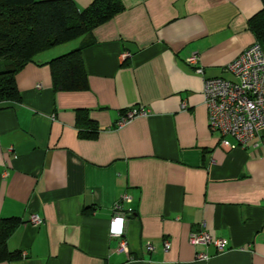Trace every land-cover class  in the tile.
I'll list each match as a JSON object with an SVG mask.
<instances>
[{
    "label": "crops",
    "instance_id": "1",
    "mask_svg": "<svg viewBox=\"0 0 264 264\" xmlns=\"http://www.w3.org/2000/svg\"><path fill=\"white\" fill-rule=\"evenodd\" d=\"M121 2L93 39L39 54L16 77L21 100L1 105L0 231L21 223L7 241L20 258L0 264H264V131L222 146L205 103V79L235 80L226 67L256 42L262 0ZM84 45L88 89L56 90L49 62ZM132 108L149 114L118 129ZM89 121L95 139L79 134ZM117 213L129 254L110 232ZM201 230L225 251L191 245Z\"/></svg>",
    "mask_w": 264,
    "mask_h": 264
},
{
    "label": "trees",
    "instance_id": "2",
    "mask_svg": "<svg viewBox=\"0 0 264 264\" xmlns=\"http://www.w3.org/2000/svg\"><path fill=\"white\" fill-rule=\"evenodd\" d=\"M262 2V10L250 20L249 26L256 42L264 49V0ZM123 11L121 0H93L83 10L73 0H0V108L3 103L21 100L16 77L28 64L34 63L39 54L81 38L93 39L96 29ZM86 46L49 62L56 90L83 92L88 89L82 55ZM81 119L83 116L78 120ZM87 124L88 128L79 127L80 136L97 138L99 131L94 123ZM20 223V219L3 221L0 262L20 258L7 247L9 237Z\"/></svg>",
    "mask_w": 264,
    "mask_h": 264
},
{
    "label": "built area",
    "instance_id": "3",
    "mask_svg": "<svg viewBox=\"0 0 264 264\" xmlns=\"http://www.w3.org/2000/svg\"><path fill=\"white\" fill-rule=\"evenodd\" d=\"M128 54L124 55L126 58ZM187 64L199 74L204 70L199 66L198 56H191ZM226 70L235 80L224 78L205 79V103L208 110L209 128L214 133L222 136V146L235 148L227 137L236 141V145L245 147L248 142L264 131V49L255 42L232 63ZM149 112L144 108H132L123 113L116 123L118 129L123 128L139 117L148 116ZM264 148V139H263ZM124 202H130V197H124ZM120 208V207H118ZM120 210V209H119ZM31 223L40 226L43 220L38 215H32ZM126 217L117 213L111 221V235L119 240V252L129 254L130 247L125 230ZM117 222L119 225L117 227ZM189 242L194 246L216 247L219 252L226 249L225 239H215L204 230L191 233ZM170 243H165L168 250ZM153 250V245H148ZM200 259H207L206 254H199Z\"/></svg>",
    "mask_w": 264,
    "mask_h": 264
},
{
    "label": "snow or ice",
    "instance_id": "4",
    "mask_svg": "<svg viewBox=\"0 0 264 264\" xmlns=\"http://www.w3.org/2000/svg\"><path fill=\"white\" fill-rule=\"evenodd\" d=\"M118 225H119V222H117V227H118Z\"/></svg>",
    "mask_w": 264,
    "mask_h": 264
}]
</instances>
